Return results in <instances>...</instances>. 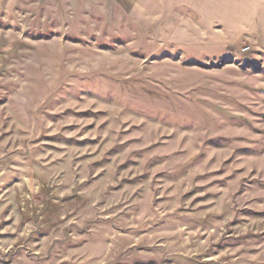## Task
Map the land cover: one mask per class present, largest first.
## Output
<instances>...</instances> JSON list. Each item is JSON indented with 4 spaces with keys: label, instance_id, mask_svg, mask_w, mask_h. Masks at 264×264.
Here are the masks:
<instances>
[{
    "label": "rangeland",
    "instance_id": "1",
    "mask_svg": "<svg viewBox=\"0 0 264 264\" xmlns=\"http://www.w3.org/2000/svg\"><path fill=\"white\" fill-rule=\"evenodd\" d=\"M0 264H264V0H0Z\"/></svg>",
    "mask_w": 264,
    "mask_h": 264
}]
</instances>
